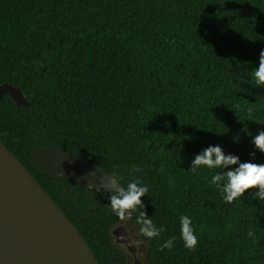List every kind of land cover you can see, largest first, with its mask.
Wrapping results in <instances>:
<instances>
[{
    "label": "trees",
    "instance_id": "16d2710c",
    "mask_svg": "<svg viewBox=\"0 0 264 264\" xmlns=\"http://www.w3.org/2000/svg\"><path fill=\"white\" fill-rule=\"evenodd\" d=\"M261 50L264 0H0V84L27 102L3 94L0 141L100 264H129L111 234L122 223L111 193L37 168L34 146L62 147L125 187L136 178L148 187L142 211L165 231L146 239L133 213L148 247L143 264H264L257 189L228 204L210 183L221 169L190 171L216 145L264 164L252 144L264 131V86L254 84ZM182 215L199 241L193 251L180 237ZM173 236V248L160 251Z\"/></svg>",
    "mask_w": 264,
    "mask_h": 264
},
{
    "label": "water",
    "instance_id": "95a60500",
    "mask_svg": "<svg viewBox=\"0 0 264 264\" xmlns=\"http://www.w3.org/2000/svg\"><path fill=\"white\" fill-rule=\"evenodd\" d=\"M4 93L16 104L27 103L20 89L10 83L0 84V99ZM31 154L37 168L56 178L84 188L91 183V190L108 192L97 190L96 185L109 173L80 155L56 145H36ZM91 171L96 172L95 178L88 176ZM111 234L115 243L130 253L132 264H143L122 223L113 227ZM0 264H100L65 212L1 141Z\"/></svg>",
    "mask_w": 264,
    "mask_h": 264
},
{
    "label": "clouds",
    "instance_id": "9594fccd",
    "mask_svg": "<svg viewBox=\"0 0 264 264\" xmlns=\"http://www.w3.org/2000/svg\"><path fill=\"white\" fill-rule=\"evenodd\" d=\"M254 84L256 86H264V50H261L259 54V67L254 70ZM234 107L239 108V105ZM252 144L255 149L264 153V131L259 132L253 138ZM250 156L254 158L255 152L250 153ZM234 165L238 166L232 170L224 171V169ZM203 166L210 170L221 169V171L212 175L210 183L215 185L220 193L223 194L224 202L231 204L237 198L242 197L249 189H257L254 193V198H259L261 202H264V164L241 163L238 156L225 154L221 146L216 145L209 146L197 154L192 160L190 171L196 172L198 168ZM133 171H140V169L133 166ZM95 175V171L88 173V176L92 178H95ZM88 188L92 189L91 183ZM96 188L97 190L102 188L111 193L108 197L110 210L120 221H129L133 218V213H138L135 223L140 226V235L146 239L156 238L165 231L163 226L157 227L153 220L147 217L146 212L142 211L144 204L141 197L147 195L148 187L139 178L131 180L125 187L120 183V177L115 173L106 174V176L100 178ZM247 236L255 238V233L249 231ZM180 237L187 250L193 251L197 247L199 241L192 227L191 218L185 215L180 217ZM175 239L176 237L174 236L167 239L159 246V250H171Z\"/></svg>",
    "mask_w": 264,
    "mask_h": 264
},
{
    "label": "rangeland",
    "instance_id": "374dc122",
    "mask_svg": "<svg viewBox=\"0 0 264 264\" xmlns=\"http://www.w3.org/2000/svg\"><path fill=\"white\" fill-rule=\"evenodd\" d=\"M122 224L127 228V230L129 231L134 244L136 245L137 248V256L144 261L146 253H147V244L141 239V237L139 236L134 224L129 220L126 222H122ZM122 250H124L127 254L128 257V263L132 264V256L130 255V253L126 250V248L121 245Z\"/></svg>",
    "mask_w": 264,
    "mask_h": 264
}]
</instances>
